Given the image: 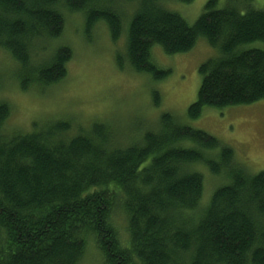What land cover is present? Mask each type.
Here are the masks:
<instances>
[{
	"label": "trees",
	"instance_id": "trees-1",
	"mask_svg": "<svg viewBox=\"0 0 264 264\" xmlns=\"http://www.w3.org/2000/svg\"><path fill=\"white\" fill-rule=\"evenodd\" d=\"M121 1L138 4L126 41L132 72L167 79L171 72L153 59L157 46L168 56L186 54L202 37L218 49L200 66L189 119L207 108L264 101V49L253 47L264 44V9L252 0H227L223 7L208 0L194 24L169 11L165 0ZM118 3L0 0V50L19 66L20 89L48 88L67 77L73 51L52 46L68 13L84 16L86 35L104 22L117 42L124 21ZM154 100L159 107L157 92ZM11 114L0 99V264H81L89 247L100 264H264V171L251 174L206 132L164 114L156 131L124 147L105 123L75 132L70 121L36 122L30 131L8 133ZM197 165L229 181L204 205Z\"/></svg>",
	"mask_w": 264,
	"mask_h": 264
},
{
	"label": "rangeland",
	"instance_id": "rangeland-1",
	"mask_svg": "<svg viewBox=\"0 0 264 264\" xmlns=\"http://www.w3.org/2000/svg\"><path fill=\"white\" fill-rule=\"evenodd\" d=\"M164 2L169 11L194 24L208 0H195L188 5L178 0ZM226 2L219 0V7ZM251 2L256 9H264V0ZM101 5L115 8L111 2L101 1ZM118 7L124 21L117 42L112 41L104 22H99L86 35L84 16L66 14L63 35L52 47L68 46L73 58L67 66V77L55 86L23 92L17 80L19 66L8 53L0 50V82L3 84L0 99L12 108L5 130L8 133L30 131L36 122L70 121L76 132L80 126L87 128L94 122L105 123L112 129L116 142L126 147L148 130L156 131L161 116L171 114L232 149L236 161L251 174L264 171V101L222 110L207 108L198 119L188 117V109L196 102L201 86L200 66L216 58L218 49L212 48L202 37L186 54L168 56L157 46L153 49V59L161 69L171 72L167 79L157 82L147 75L132 72L126 59V41L128 25L138 4L119 0ZM253 47L264 49V44L257 43ZM119 62L124 63V70L120 69ZM155 92L161 98L159 107L155 106ZM194 170L204 177L203 205L216 189L229 183L224 177L213 176L205 166L197 165ZM117 221L119 233L125 238L126 224L123 219ZM81 264H100L94 248L89 247Z\"/></svg>",
	"mask_w": 264,
	"mask_h": 264
}]
</instances>
